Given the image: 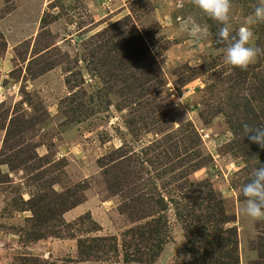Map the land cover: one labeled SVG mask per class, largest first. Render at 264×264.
I'll use <instances>...</instances> for the list:
<instances>
[{
	"label": "rangeland",
	"instance_id": "374dc122",
	"mask_svg": "<svg viewBox=\"0 0 264 264\" xmlns=\"http://www.w3.org/2000/svg\"><path fill=\"white\" fill-rule=\"evenodd\" d=\"M259 2L232 0L234 32ZM220 27L191 0H0V264H125L157 240L142 264L185 263L180 214L210 193L238 264H264V221L238 210L264 164L242 131L264 125V56L225 64ZM94 237L116 251L82 261Z\"/></svg>",
	"mask_w": 264,
	"mask_h": 264
},
{
	"label": "clouds",
	"instance_id": "9594fccd",
	"mask_svg": "<svg viewBox=\"0 0 264 264\" xmlns=\"http://www.w3.org/2000/svg\"><path fill=\"white\" fill-rule=\"evenodd\" d=\"M191 3L221 25L215 43L226 45L218 49L224 54L225 64L246 70L256 63L260 56H264V48L256 44L257 37L253 30L254 26L264 24V0H260L254 10L244 17L235 32L231 22L234 7L232 0H191ZM181 31L190 32L195 36L208 33L209 27L207 24L201 26L194 16H189L181 25ZM242 131L244 137L264 149V125L244 123ZM251 176V180L240 189L245 199L239 204L238 210L242 217H247L254 223L264 221V164L259 163V166L252 170Z\"/></svg>",
	"mask_w": 264,
	"mask_h": 264
},
{
	"label": "trees",
	"instance_id": "16d2710c",
	"mask_svg": "<svg viewBox=\"0 0 264 264\" xmlns=\"http://www.w3.org/2000/svg\"><path fill=\"white\" fill-rule=\"evenodd\" d=\"M206 209H209L208 214L199 215L189 221L190 215H181L182 224L187 237V251L190 259L185 263L180 264H238L237 237L234 227H225L226 224L233 221L231 217L224 212L222 201L213 193L206 195ZM188 218V219H186ZM204 218L205 223L202 221ZM196 222L197 224L192 223ZM129 235V232H126ZM159 245L162 241L157 240ZM109 243V244H106ZM156 245V252H152L151 248L147 247L145 252H137L140 257L134 254H129L131 259H126L125 264L138 263L142 264L145 261L152 262L158 256L160 246ZM152 247V246H151ZM78 255L82 261H100L105 260L99 256L106 255L116 251V240L112 237H94L90 239H79L77 244ZM98 252V253H97ZM34 261L40 263L36 259H22L29 263ZM24 264V263H22Z\"/></svg>",
	"mask_w": 264,
	"mask_h": 264
}]
</instances>
